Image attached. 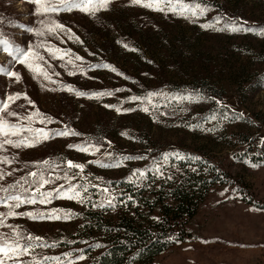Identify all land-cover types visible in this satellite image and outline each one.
Returning a JSON list of instances; mask_svg holds the SVG:
<instances>
[{"label":"rangeland","instance_id":"1","mask_svg":"<svg viewBox=\"0 0 264 264\" xmlns=\"http://www.w3.org/2000/svg\"><path fill=\"white\" fill-rule=\"evenodd\" d=\"M202 1L183 0L207 8L203 15L193 17L190 13L181 16L167 10L153 11L131 0H110L107 10L94 16L79 10L37 13L32 0H0V39L7 40L11 48L42 56L43 60L33 58L30 62L40 65L55 81L34 78L27 66L0 45V102L20 94L8 109L17 116L5 114V118L27 127L26 118L39 112L50 122L40 123L36 117L30 124L33 129L78 133L53 136L30 148L5 146L0 156H7L12 163L0 164V173L4 174L0 187L19 181L20 186L12 191H21V186L32 191L33 178L28 173L44 171L52 182L41 191L71 183L83 197L84 188L79 186L98 189L90 206L79 198H57L46 205L36 203L16 209L71 213L60 220L7 218L9 227H0V235L13 237L15 228L23 236L41 238L32 242L33 250L20 257L19 264L88 261L90 257L81 253V245L93 232L84 225L83 211L95 209V201L115 197L119 188L108 185L110 180L133 178L139 167L171 149L192 151L210 160L225 171L228 181L210 188L186 225L190 235H180L178 242L154 256L149 264H264V208L243 199L248 196L255 203H264V161L252 164L234 155L243 150L258 151L263 145L264 0H206L211 7ZM222 1L220 12L215 3ZM233 22L252 31L201 27L210 24L224 28ZM54 23L71 29L79 42L66 32H49ZM48 48L68 49L72 55L53 59ZM75 56L82 60H75ZM69 59L71 64L67 63ZM4 71L15 72L20 79L5 76ZM68 85L87 95L62 90ZM99 92L112 95L92 96ZM148 93L158 94L151 97V103L146 99ZM134 96L144 99L130 100ZM69 145L95 147L80 152ZM124 156L145 159L123 160ZM69 160L83 164V171L67 168ZM43 161H49V165ZM90 161L109 165L119 162L121 166L101 167ZM65 175L73 178L65 180ZM105 188L109 192L102 191ZM6 211L0 205V212ZM59 214L63 216L64 212ZM81 255L83 260L79 259ZM134 258L126 264H139Z\"/></svg>","mask_w":264,"mask_h":264},{"label":"trees","instance_id":"2","mask_svg":"<svg viewBox=\"0 0 264 264\" xmlns=\"http://www.w3.org/2000/svg\"><path fill=\"white\" fill-rule=\"evenodd\" d=\"M202 3L211 5L206 0ZM215 4L220 10L224 2ZM262 144L258 151L243 150L234 155L237 160L252 164L263 162L264 139ZM177 153L184 159H177ZM217 166L192 151L171 149L137 169L146 174L145 178L141 179L137 173L133 178L124 176L110 180L108 185L119 188L112 206L98 199V203L92 202L95 209L83 211L84 225L93 232L86 239L87 243L81 245V253L90 257L83 264H126L132 256L139 264H149L154 256L178 242L180 235L187 238L190 233L186 225L210 188L228 181L225 171ZM157 167L160 172L155 171ZM97 192L98 189L92 186L84 191L82 198L87 206ZM243 199L264 208V203H255L248 196ZM95 210H102L107 215ZM96 244L101 247H95ZM95 250L97 253L94 254Z\"/></svg>","mask_w":264,"mask_h":264},{"label":"snow or ice","instance_id":"3","mask_svg":"<svg viewBox=\"0 0 264 264\" xmlns=\"http://www.w3.org/2000/svg\"><path fill=\"white\" fill-rule=\"evenodd\" d=\"M34 4L37 5V13H60V12H71L73 10H79L80 12L86 15H95L97 12L101 10H107L110 0H32ZM131 3L134 5H139L141 7L149 8L153 11H170L174 14H178L184 16L185 13H190L191 16L195 17L198 15H203L206 11V7H202L200 4H185L183 0H131ZM204 28H213L215 31H231V32H239V31H252L251 28H243L239 23L233 22L232 24H226L224 28H215L214 25H201ZM59 30L60 32H66L69 35L70 39L78 41V38L71 32V29L66 28L63 24L54 23L53 26L48 28L49 32H56ZM43 32H37L36 35H43ZM264 34V33H261ZM0 45L4 46V51L8 52L10 56L13 57L14 60L18 61L20 64L28 67L29 71L33 72L34 78L36 76H43L45 80H48L52 83L51 76L44 71V69L38 65L33 64L30 61L35 58L38 60H43L42 56H39L38 53H35L31 50L22 51L20 48H11L9 47V42L5 39H0ZM43 47V45H40ZM127 47V45H125ZM50 56L53 59L63 60L65 56H71V52L68 49H60V48H48L47 49ZM134 51V49H133ZM75 60H82L80 56H75ZM73 61L69 59L67 63L71 64ZM105 68H110L109 65H103ZM111 71H116L114 68H110ZM3 74L8 77H15L18 81L20 79L19 75L15 72L4 71ZM69 75H73L75 73L69 72ZM119 75V73H117ZM62 90H66L69 92H74L78 96L87 95L86 93L76 91L70 85L64 86ZM116 91H120V89H116ZM104 95H112L111 92H99L94 93L92 96L99 97ZM158 95L157 93H148L146 99L151 103V97ZM20 99V94L17 93L15 96H8L5 101L0 102V151L4 150L5 146H11L12 148H30L35 147L36 144L42 142L43 140H47L52 138L53 136H68V135H78V133L72 132L71 130L64 131H56L49 132L45 129H33L30 124L34 120V118L39 117V122L44 123L45 120H49L50 118L42 116L39 112L34 113L33 115L28 116L26 119L29 122V126H24L22 124H16L10 122L5 118V114L7 116H17V113L9 111L10 104ZM27 99V96L24 97ZM144 98L141 97H131L130 100L137 101ZM31 103V101H29ZM105 107H113L111 105H105ZM134 109H128V111H132ZM119 112L120 109H117ZM143 111L147 112L148 108H144ZM25 133H29L31 135H22ZM15 137L16 139H13ZM70 148H75L80 152H89V147L95 146H86V145H69ZM98 150V149H97ZM177 159H184V157L180 156L178 153L176 154ZM123 160H141L145 159L142 156H124ZM164 159H168V155L165 154ZM198 159V158H195ZM12 160H10L7 156H0V164H10ZM45 165H49V161L42 162ZM90 163H96L101 167H119L121 166L119 162L115 164H104L99 161H90ZM67 168L79 169L81 172L84 169L83 164H77L73 161L69 160L66 162ZM51 171V167L49 168V172ZM156 172H160V168L157 167L155 169ZM139 174L141 179L145 178L146 174L143 171L136 170L133 175ZM11 175V173H8ZM28 176L33 179L30 181L31 184L34 185L32 191H29L27 187L21 186V191H12V189L20 186V182L17 184L8 185V187H0V205L7 209L6 212H0V227H9L5 224V220L9 217H17V216H26L29 219H51V220H60L67 219L70 217L71 213L66 210L61 209H52L50 212H17L16 209L21 208L23 205H34L36 203L40 204H48L52 199L64 198V199H77L79 198V202L83 203V198L81 197V193L78 188L71 183L65 187L64 185H60L58 188H55L51 191H41L46 184H50L52 182L51 176H46L44 171L41 172H29ZM73 177H69L65 175V180H71ZM171 179V177H168ZM4 179V174L0 173V180ZM23 179V178H22ZM79 187L84 188V191L87 192V187L81 185ZM102 191L105 193L109 192V189L105 188ZM114 199V197H113ZM113 199L107 200V205L112 206ZM131 199V197H129ZM95 206V205H94ZM103 207L104 205H100ZM64 212V215H60V212ZM13 237H8L5 235H0V264H19L20 257L28 255L33 250V241H40V237H33L31 235L23 236L15 228L12 229ZM37 246L45 247L47 245L39 244ZM54 246V245H53ZM95 247L99 248L101 245L96 244ZM48 259V258H45ZM58 262L60 261L59 257L54 258ZM80 260L84 259V256L81 255L79 257Z\"/></svg>","mask_w":264,"mask_h":264}]
</instances>
